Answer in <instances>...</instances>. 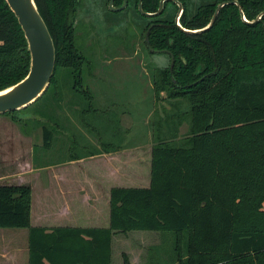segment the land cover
Wrapping results in <instances>:
<instances>
[{
  "label": "trees",
  "instance_id": "16d2710c",
  "mask_svg": "<svg viewBox=\"0 0 264 264\" xmlns=\"http://www.w3.org/2000/svg\"><path fill=\"white\" fill-rule=\"evenodd\" d=\"M33 1L54 46L52 74L33 101L0 114L14 119L29 108L41 147L48 148L54 131L64 127L63 103L88 129L98 128L100 111L84 85V57L74 42L78 0ZM158 1L140 5L154 11ZM179 1V24L198 28L221 0ZM136 2L124 6L144 20L143 44L154 58L150 92L159 99L163 90L169 105L150 119L148 184L110 186L105 226H43L29 222L30 186L0 183V227L26 228V264H110L111 235L128 230L167 235L171 259L179 264H264V0H237L246 20L263 11L250 22L235 3L225 2L197 32L177 26L172 0H163L153 15L140 13ZM28 66L23 32L0 0V89L22 78ZM181 122L187 129L178 134ZM99 144L70 158L121 146ZM122 264H132L124 254Z\"/></svg>",
  "mask_w": 264,
  "mask_h": 264
},
{
  "label": "rangeland",
  "instance_id": "374dc122",
  "mask_svg": "<svg viewBox=\"0 0 264 264\" xmlns=\"http://www.w3.org/2000/svg\"><path fill=\"white\" fill-rule=\"evenodd\" d=\"M186 1L193 6L204 0ZM107 8L109 9L106 0H78L74 42L84 57L83 82L84 85L87 83L92 92L93 106L102 109L106 127L117 128L113 137H108L112 134L102 133L99 125L98 128L92 126L88 129L73 114V110L63 103V113L67 117L62 122L64 127L54 131L48 148H42L40 126L32 121L35 114L29 108L17 111L13 115L16 117L14 119L8 114H0V183L21 182L30 186L29 218L37 216L44 218L46 223L61 224L52 212V206L57 201L50 183L57 166L52 164L75 153L84 154L92 148L100 147V141H117L122 146L117 150V156L106 159L118 166L116 174L113 169L109 173L110 176L114 174L110 178L113 181L111 185L148 184L150 119L164 114L165 108H169L166 103L168 100L164 98L163 90L158 94L159 99H155L150 92V63L154 58L150 59L143 44L141 27L144 26V20L128 7L111 11ZM66 98L64 96L63 100ZM153 107L157 111L152 110ZM186 129V122H181L178 134ZM78 162L79 159L69 169L59 166L62 174L78 176L84 170L87 174L94 175L97 164L95 160L91 158L89 161H82V164ZM42 186L45 188L42 189ZM99 186L97 210L80 209L77 212L82 214L77 213L79 216L73 224H107L108 203L104 201V192L110 185L104 183ZM104 203L105 220L102 218ZM63 216V220L69 218L67 215ZM71 222L65 221L62 224H72ZM30 223L35 222L32 219ZM9 229L15 231L7 232ZM25 232V227H0L1 240L10 243L12 238H16L17 241V248L13 251L10 245L3 246L0 252L5 261L0 264H22L23 250L19 241L21 242ZM110 247V264H122V254L132 264H179L171 259L172 250L168 236L159 231H116L111 235ZM15 257L16 261L12 262L11 259Z\"/></svg>",
  "mask_w": 264,
  "mask_h": 264
},
{
  "label": "water",
  "instance_id": "95a60500",
  "mask_svg": "<svg viewBox=\"0 0 264 264\" xmlns=\"http://www.w3.org/2000/svg\"><path fill=\"white\" fill-rule=\"evenodd\" d=\"M8 7L16 16L17 22L23 32L29 52V66L26 74L14 83L0 89V113L22 107L33 101L45 88L52 74L54 65V46L48 29L38 12L33 0H5ZM113 0H107L109 9L118 10L125 5L126 0H122L119 5H112ZM177 4V10L174 15V22L181 29L187 32H197L207 28L213 21L214 16L225 2H233L237 5L240 16L245 21H252L260 16L263 11H259L254 19L246 20L242 14V10L237 0H221L219 1L208 20L202 27L185 28L178 22V16L181 11V3L179 0H172ZM163 0L158 1L156 10L144 11L141 8L140 0H137V9L145 15H153L159 13ZM150 24L144 32V40L147 42V31ZM150 48V47H149ZM172 55L170 54V65Z\"/></svg>",
  "mask_w": 264,
  "mask_h": 264
},
{
  "label": "crops",
  "instance_id": "0c3cea01",
  "mask_svg": "<svg viewBox=\"0 0 264 264\" xmlns=\"http://www.w3.org/2000/svg\"><path fill=\"white\" fill-rule=\"evenodd\" d=\"M100 115L98 116L99 119V126H100V131L102 133L108 135V134H116V126H111L110 128L106 127V124H104V118H103V112L102 109H99ZM96 119V118H93ZM121 119V118H120ZM122 146L119 148H111L107 151H101L93 154H86V155H81L78 158L71 159L69 157H64L62 159H59L55 162H53L52 165L57 166L56 168V173L55 175L51 176L50 178V183H51V189L55 197L57 198L56 203L52 206L53 210L52 212L57 216L56 220L61 221V224H55V225H79V224H73L75 221H77V213L82 214L77 211L87 210V211H94L97 210V200L99 196V184H104L108 183L110 186H112L110 183L113 181L111 180L114 174L117 173L118 166L111 164L110 162H107V158H111L113 156H117V150L121 149ZM150 151V149H149ZM87 156L88 159H85ZM95 160L97 162V166L95 165V172L94 175L82 171V175L78 176H69V175H63L62 174V169H60L59 166L62 167H67L69 169L70 166H73L72 164L75 163L78 159L80 160L81 163L82 161L86 162L89 160ZM82 164V163H81ZM86 166V164H85ZM61 167V168H62ZM84 169V167H82ZM108 169V170H107ZM113 169L114 174L110 176V171ZM111 178V179H110ZM149 180V179H148ZM19 183V182H18ZM21 183V182H20ZM109 186V187H110ZM44 189L45 186H42ZM109 187L107 188V191L104 192L105 197L104 201L105 203H108V190ZM73 200V201H71ZM77 200V202L75 201ZM104 203V212L102 218L105 220V215H106V204ZM81 209V210H80ZM31 210V209H30ZM39 215V214H38ZM63 215H67L69 218L66 220H63L62 217ZM77 217V218H76ZM34 220V224L31 225H43V226H53V224L46 223L44 218L41 217H31L29 218V222L31 220ZM61 219V220H60ZM88 219V218H87ZM70 223L72 221V224H62L63 222ZM69 221V222H68ZM107 225V224H106ZM80 226H100V225H80ZM105 226V225H101ZM15 231L14 229H9L7 232H12ZM8 236V235H7ZM6 236V237H7ZM22 240L21 242L19 241V244H22V264H26V256H27V247H26V232L22 234ZM10 239V237H7ZM2 236L0 237V251H2L3 246L7 245L9 246L12 251L16 249V244L17 241L15 240L16 238H12L10 243L9 241H6V243L1 240ZM7 239V240H8ZM12 262L16 261V257L11 259ZM5 258L4 255H2V252H0V262L4 263ZM10 261V260H9ZM11 262V261H10Z\"/></svg>",
  "mask_w": 264,
  "mask_h": 264
},
{
  "label": "flooded vegetation",
  "instance_id": "af4514ba",
  "mask_svg": "<svg viewBox=\"0 0 264 264\" xmlns=\"http://www.w3.org/2000/svg\"><path fill=\"white\" fill-rule=\"evenodd\" d=\"M121 1H122V0H121ZM112 2H113V1H112ZM106 3H107V1H106ZM126 3H127V0H126L125 4H126ZM136 3H137V2H136ZM112 5H113V4H112ZM118 5H119V4H118ZM115 6H116V5H115ZM136 6H137V5H136ZM123 8L125 9V8H127V7L123 6V7H122V8H120V9L122 10ZM128 8H130V7H128ZM120 9H118V10H120ZM130 9H131V11H133V9H132V8H130ZM110 10H111V9H110Z\"/></svg>",
  "mask_w": 264,
  "mask_h": 264
}]
</instances>
